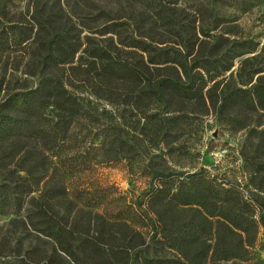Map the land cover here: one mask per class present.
I'll return each instance as SVG.
<instances>
[{
	"label": "trees",
	"instance_id": "16d2710c",
	"mask_svg": "<svg viewBox=\"0 0 264 264\" xmlns=\"http://www.w3.org/2000/svg\"><path fill=\"white\" fill-rule=\"evenodd\" d=\"M56 16L41 13L37 19L33 40L43 48L32 59L37 85L17 90L0 80V175L8 164L14 165L0 179V214L27 221L50 238L54 255L64 260L65 254L73 264H133L137 258L144 264H220L245 261L250 247L264 250L259 241L264 231V168L254 161L246 189L206 168L179 172L166 160L141 164L156 182L146 191L150 219L161 226L160 240L172 257H149L137 248L139 233L130 220L139 222L141 213L126 207L104 214L97 208L107 201L106 194L84 189L71 197L64 180L65 174L91 169L97 162L141 153L146 131L164 140L177 137L208 98L214 108L221 102V113L238 104L264 109V83L245 89L229 86L219 93L214 81L232 66L230 58L217 57L214 50L213 58H190V52L123 34L116 22L100 32L120 39L104 44L90 40L74 65L79 37L55 27ZM39 30L46 34L39 37ZM31 38L25 25L3 22L0 16V54L24 47ZM75 74L84 77L83 90L75 89ZM100 100L116 111L98 106ZM134 112L140 115L137 123L131 119ZM68 148L75 152L66 154ZM187 212L190 217L181 218ZM22 214L24 219L18 217ZM47 264H53L52 256Z\"/></svg>",
	"mask_w": 264,
	"mask_h": 264
},
{
	"label": "rangeland",
	"instance_id": "374dc122",
	"mask_svg": "<svg viewBox=\"0 0 264 264\" xmlns=\"http://www.w3.org/2000/svg\"><path fill=\"white\" fill-rule=\"evenodd\" d=\"M160 10L162 12L158 14ZM49 12L57 14L55 27L60 26L79 37L81 49L74 58V65L78 56L89 47L90 40L104 44L110 43L111 38L115 43L120 39L117 34L101 35L100 32L116 22L115 28L123 34L153 42L158 47L190 52V58H213V50L217 57L230 58L232 66L214 81L219 93L229 86L245 89L264 83V0H0L1 20L22 23L32 32V38L24 43V47L0 54V80L4 86L24 90L37 85L39 79L34 75L32 59L40 55L43 48L33 39L39 28L37 19L41 13ZM40 32L39 37L46 34L45 30ZM119 47L127 52L134 51L121 43ZM75 75V89L83 90L84 77ZM218 102L214 108L208 98L204 107L200 105L190 114L188 124L179 129L177 137L164 140L156 137L154 132L146 131L142 152L132 154V158L97 162L91 169L65 174L70 196L84 189L92 193L97 190L106 194L107 200L97 208L98 211L107 214L129 207L141 213L143 218L139 222L130 220L135 232L139 233L137 248L143 249L149 257H172L173 252L160 240L161 226L150 219L147 192L156 182L152 183L143 173V162L164 163L166 160L169 168L179 172L206 168L219 179L238 182L245 189L250 162L264 168V109L249 110L238 104L221 113L218 110L221 102ZM96 103L116 111V106L107 101ZM129 103L133 106L134 100ZM155 111L157 106L153 104L151 112ZM133 114L131 119L137 123L140 115ZM144 121L142 119L140 124ZM130 143L134 145L135 140ZM74 152V148L65 151L66 154ZM3 162L5 164L4 159ZM7 167L5 170L14 165ZM5 170L3 176L7 175ZM190 215L191 212H187L180 216L187 219ZM18 217L24 219L23 214ZM15 218L12 214H0V263L47 264L52 256L53 264L54 261L73 264L65 254L64 260L53 254L50 238L31 229L27 221H14ZM259 241L264 243L263 230ZM133 264L144 262L137 258L133 259ZM220 264H264V250L250 247L245 261H220Z\"/></svg>",
	"mask_w": 264,
	"mask_h": 264
}]
</instances>
